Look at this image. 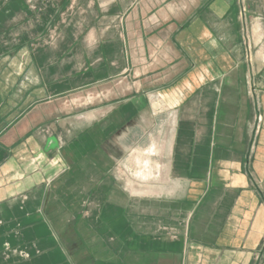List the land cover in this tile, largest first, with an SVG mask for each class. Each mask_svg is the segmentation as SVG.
Segmentation results:
<instances>
[{
  "label": "crops",
  "instance_id": "obj_1",
  "mask_svg": "<svg viewBox=\"0 0 264 264\" xmlns=\"http://www.w3.org/2000/svg\"><path fill=\"white\" fill-rule=\"evenodd\" d=\"M222 2L210 21L195 9L180 27L168 90L177 146L143 204L98 133L86 130L75 152V133L60 130L76 89L98 80L102 91L107 53L98 71L82 64L44 36L42 4L0 0V264H264V75L240 69L242 56L219 67L214 28L237 10ZM119 92L111 103L136 98ZM75 154L93 156L76 164Z\"/></svg>",
  "mask_w": 264,
  "mask_h": 264
},
{
  "label": "rangeland",
  "instance_id": "obj_2",
  "mask_svg": "<svg viewBox=\"0 0 264 264\" xmlns=\"http://www.w3.org/2000/svg\"><path fill=\"white\" fill-rule=\"evenodd\" d=\"M212 1L32 0L36 5L42 4L43 18L48 19L44 36H51L57 46L73 50L82 64L83 57L98 71L107 53L108 75L102 91L99 84L103 82L98 80H92L85 89H76L68 99L69 114L64 116L68 124H61L60 130L75 133V152L83 150L82 135L86 130L98 133L100 140L95 143L101 142L113 157L117 178L124 185L136 186L133 190L140 194L138 200H147V186H162L177 146L174 132L178 108L172 106L175 102L168 90L179 78L177 68L181 66L175 57L180 53L177 47L180 27L194 16L195 9L201 10L204 19L210 21ZM223 1L222 9L226 10L227 0ZM234 1L236 12L226 13L214 28L219 40L217 51L223 58L219 67H227V57L242 56L240 69L241 63L250 62L264 75V0ZM46 7L54 11L47 12ZM200 48L205 57L209 45L203 43ZM116 53L119 55L115 56ZM115 65L119 70L115 71ZM131 89L136 91V98L126 101L125 95L121 103L109 101L119 90L124 95ZM121 104L123 107H118ZM80 154H75L74 163H84L89 156ZM91 179H95L93 174Z\"/></svg>",
  "mask_w": 264,
  "mask_h": 264
}]
</instances>
